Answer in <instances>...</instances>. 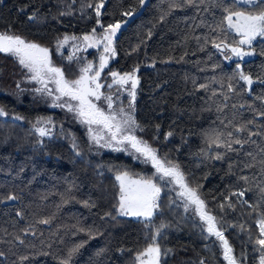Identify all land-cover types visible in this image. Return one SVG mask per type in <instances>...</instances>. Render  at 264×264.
I'll list each match as a JSON object with an SVG mask.
<instances>
[{"label":"trees","instance_id":"1","mask_svg":"<svg viewBox=\"0 0 264 264\" xmlns=\"http://www.w3.org/2000/svg\"><path fill=\"white\" fill-rule=\"evenodd\" d=\"M89 2L95 4L98 0H76L75 3L72 0H0V31L10 29L41 43L51 49L53 59L60 64L63 59L56 51L57 38L65 33L82 35L97 26L93 8L80 10L82 3ZM224 2L228 4L231 0ZM69 5L73 14L60 16V12L69 10ZM129 7H136V12L123 16ZM164 7L166 0H145L143 6H137L135 0H106L100 20L104 25L121 21V28L115 40L117 58L105 76L109 70L123 73L138 66L137 120L143 127L140 136L157 148L159 155H167L168 159L179 163L192 186L203 184L202 198L214 215L223 216L231 223L247 222L255 232V214L249 217L247 207L237 204L235 211L222 212L217 204L222 202L221 193L244 187L243 182L237 180L238 176H259V167L247 169L243 164L252 162L247 153H252L257 161L264 159V154L259 152L264 147V136H252L242 147L234 145L238 151L228 152L224 159L216 160L213 157L217 152L225 149L210 148L205 133L213 129L233 130L225 127L233 114L234 123L255 120L264 125V117L257 114L264 111V83L255 81L250 92H243L246 87L243 81H233L235 92L213 83V78L226 83L236 63H241L244 71L252 72L255 78V74L264 71V57L257 54L248 59L225 61L210 43L200 50L203 40L195 37L214 35L209 25L215 27L223 15L222 9L209 12H197L192 7L176 9L161 21L159 16ZM36 9L39 18L29 20ZM137 45L139 48L133 52ZM254 45L259 53L264 40L258 39ZM216 63L220 66L213 68ZM25 71L13 57L0 53V105L9 113L7 117H0V251L5 253L0 257V264H60L67 250L82 241L87 242L73 257L72 264H134L136 251L149 243L145 237H150L161 223L168 227L162 229L159 243L162 248L174 250L162 264H197L201 258H206V264H226L219 248L212 240L204 238L198 224L183 208L169 207L168 201L161 203L162 214L156 215L147 226L133 217L121 216L115 220L105 217V212L109 211L115 215L118 193L115 170L127 169L152 176L153 167L135 163L124 155L97 159L90 153L84 131L64 122L59 113L55 116L58 127L53 135L42 138L43 144H38V134L32 125L45 110L38 100L18 98L27 80ZM193 79L197 85L211 84L217 96L194 87ZM223 93H228L227 101L223 100ZM222 103H227L228 107L217 112ZM18 114L24 119H15ZM155 125L160 128L157 130ZM249 127L259 131L255 124ZM169 131L173 135L165 139ZM236 135L248 138L246 133ZM73 136L82 155H76L71 147ZM230 164L234 165L235 175H226ZM252 187L245 196L250 202L257 198ZM69 193L75 199L65 203ZM104 193L106 196L102 195ZM10 194L19 199H4ZM165 198L169 196H163ZM84 200L94 202L95 207H86ZM45 218H51V223H38ZM30 226L35 235L21 231ZM80 227L98 229L101 234L89 238L87 232L79 231ZM17 235L24 243L16 239ZM225 235L237 251L241 248L240 242L246 239L234 228H228ZM205 244L209 245L207 249ZM121 248L125 251H119ZM101 250L102 254L97 255ZM248 251L251 253L250 246ZM21 256L28 259L21 262ZM248 264H256L253 255L248 256Z\"/></svg>","mask_w":264,"mask_h":264},{"label":"snow or ice","instance_id":"2","mask_svg":"<svg viewBox=\"0 0 264 264\" xmlns=\"http://www.w3.org/2000/svg\"><path fill=\"white\" fill-rule=\"evenodd\" d=\"M76 0H72L75 3ZM106 0H98L97 3L91 2L81 4V12L84 8H93L97 17L95 23L101 29L98 33L96 27H93L90 32L84 33L80 36L75 34L69 35L65 33L62 38H57V51L68 44L69 41L79 42L73 43V48L80 51V45L83 50L88 48L102 49L98 56V63L83 58H78L83 61L78 69V76L75 79L66 77L64 69L56 66L52 61L51 49L33 40H29L22 35L12 32L10 29L0 31V53L13 57L16 62L25 71V79L37 82L40 86L34 89V92L51 97L52 106L66 109L73 113L81 123L86 125L88 136L92 145L99 148L112 149L113 151H123L133 155L137 160L146 164H151L154 168L152 176H144L138 173H133L127 169L115 170V180L118 182V193L116 197V204L114 205L115 215L112 211L105 212V217L115 220L117 217H135L146 226L153 222V218L162 214L161 207V193L167 190L175 196H171L168 200V206H181L188 212L192 211L193 215L199 219V230L206 240H212L216 245L223 260L226 264H248V256L253 255L256 264H264V159L256 160L252 153H247L251 157L252 162L244 163L243 168L254 169L259 167V176L253 174L240 175L237 177L238 181H242L244 187L238 188L235 191H230L227 194L221 193L222 202L217 204V207L223 212L225 209L235 211L237 204L245 206L249 209L247 215L252 217L255 214L253 223L256 225V231L253 232L247 222L231 223L224 220L223 216L217 217L207 206V202L202 198L201 189L203 184H196L192 186L181 165L168 159L167 155L163 157L159 155L158 149L153 147L148 141L136 134L137 130L143 131V127L137 123L135 119V101L137 97V88L140 84V78L137 75L138 66L133 67L132 71L121 73L119 70H109L107 77L111 79V83H102L101 75L104 70L108 68L109 63L117 55L115 40L117 33L121 28V21L109 23L104 25L100 20L101 10L104 8ZM137 6H143L145 0H135ZM203 6V8H201ZM68 11H62L60 16L72 15L71 5L68 6ZM187 7L194 8L197 12L203 10L205 12L213 9H222L223 15L215 27L211 28V33L204 37H195L198 41L203 40L201 49L203 50L210 43L222 56L225 61H232L233 58L243 60L244 57L260 55L264 57V47L257 53V48L254 42L264 40V0H231L230 3L225 4L224 0H166V7L162 8L159 20L163 21L166 16L170 15L176 9H183ZM136 7H129L122 15L125 17L132 16L136 12ZM38 9L33 11L29 16V20L38 19ZM203 24L204 21H201ZM235 34V35H232ZM151 36V31L148 32ZM133 49V52L137 51ZM187 55V53H185ZM183 56L180 57L183 60ZM69 61L74 59V56L67 57ZM211 59V55L209 56ZM218 63L213 64V68H217ZM233 81H243L246 87L243 92H250L251 87L255 81L264 83V71L261 74H254L252 72H245L241 63H236L235 70L231 76L228 77L227 82L215 81L219 83L221 88H227L229 92H235ZM54 85V88L49 85ZM194 87L205 91H211V96H217V91L211 88V84L202 83L197 85L193 79ZM107 87L108 92L102 91ZM17 88L20 89L19 83ZM115 89V91H112ZM23 91L22 89H20ZM243 92L239 94H243ZM127 94L128 103L125 106L123 103V95ZM223 100L229 99L228 93H223ZM66 98V99H65ZM103 98L104 106H100L96 101H101ZM75 102V103H73ZM228 107L227 103H222L217 107V112H223ZM233 108L236 105H232ZM243 107V105H240ZM259 116L264 117V111H258ZM9 113L5 110L3 105H0V117H7ZM233 119L228 120L227 128L233 130L221 131L213 129L206 135V143L211 146H216L225 149L224 152H217L213 157L216 160L225 158L228 152H236L238 149L234 145H240L250 142L251 137L255 135L264 136V125L257 124L255 120H247L240 123H234ZM17 120H23V116H15ZM223 123V121H221ZM255 124L259 131H252L249 127ZM58 126L51 117H37L32 125L33 130L38 134V144H43L44 137H51L54 129ZM61 133H63L62 125L59 126ZM158 130L160 125H155ZM237 133H246L247 139H242ZM173 135L169 131L165 135V139ZM71 147L75 150L76 155H82L79 150V145L75 137H71ZM252 143H255L252 141ZM259 152L264 154V147L259 149ZM234 165H229V171L226 175H235L232 172ZM207 176L204 177L206 179ZM257 192V198L254 201L246 199V193L251 192L253 187ZM233 197L236 198L235 202ZM216 197L213 196V199ZM4 199L16 200L19 196L10 194ZM75 197L69 193L65 203L74 200ZM82 203L86 207H95L94 202L84 200ZM38 223L49 224L51 218H45ZM168 227L161 223L159 227H155L150 237H145L149 240L146 247L136 251L134 257V264H162L165 258L173 253L172 248H162L159 243V237L162 229ZM228 228L239 229L246 239L242 240L239 251L230 242L225 232ZM22 232L35 231L31 226L22 229ZM79 231L87 232L89 238L95 235H100L98 229L80 227ZM20 243H24L20 235L16 236ZM87 241L73 245L67 250L65 256L60 258V264H72L73 257L78 254L79 250L84 247ZM251 247V253L248 251ZM35 247V245H29ZM50 247V245H49ZM204 247L207 249L208 244ZM98 252L97 255L102 254ZM119 251L123 252L125 249L121 248ZM130 251V250H129ZM47 255V253H38ZM5 256L3 251H0V257ZM20 261L23 262L28 259L27 256H21ZM166 264V262H165ZM197 264H206V258H201Z\"/></svg>","mask_w":264,"mask_h":264},{"label":"rangeland","instance_id":"3","mask_svg":"<svg viewBox=\"0 0 264 264\" xmlns=\"http://www.w3.org/2000/svg\"><path fill=\"white\" fill-rule=\"evenodd\" d=\"M96 29H97L98 33L101 31V29L98 26H96ZM69 35H73V34H69ZM77 36H80V35H77ZM73 43H79V42L69 41V43L63 45L59 51H57V47H56L57 54L63 59V62H60V64H58V62H55V60L53 59V56H52L53 63L56 66L63 68L66 77L69 79H75L79 74L78 69L81 66V63L83 61L79 60L78 58H83L85 61L91 60V61L98 63V56H99L100 52L102 51V49H96V48H88L85 51V50H83L82 45H80L81 50L77 51L76 49L73 48ZM69 56H74V59L72 61H69L67 59V57H69ZM251 57H253V56L244 57L243 59H248ZM116 58H117V55L114 59H112L110 61L108 68H106L104 70V73H102V75H101V82L102 83H105V84L111 83V79L109 77L105 76V73L109 69V67L113 64V61L116 60ZM233 59H239V58L234 57ZM137 75H138V72H137ZM39 86L40 85L35 81L26 80L25 83L23 84V87H22L23 91H21V93L18 95V98L21 101H24L25 98L38 100L39 103L42 104V106L44 107L45 111L43 113H40L39 116H37V117H41V116L51 117L53 119V121L55 122L56 114L57 113L62 114V120L64 122L69 123V124L74 125V126H78L84 131L86 138L88 140V143L90 145L91 141H90L89 136H88V131H87L86 125L81 123L77 118H75L73 113L68 112L66 109L59 108V107H53L52 106L53 101H52L51 97H47V96H44V95H41V94L34 92V89L39 87ZM49 87L54 88V85L50 84ZM137 90H138V88H137ZM102 91L108 92L109 89H107V87H105L104 89H102ZM112 91H115V89H113ZM122 99H123L124 105L126 106L128 103V97H127L126 93L123 95ZM73 103H75V102H73ZM96 103L99 104L100 106H104L103 98L101 99V101H96ZM18 115L21 116L20 114H18ZM134 115H135V119H136L137 123L139 124V122L137 120V97H136V101H135ZM136 134L138 136H140V131L137 130ZM90 153L92 156L96 157L99 160H102L105 156H108V155H124L125 157L132 159L135 163L152 166L151 164H146L140 160H137L133 155H130L127 152H123V151L118 152V151H113L112 149L99 148L98 146H95V145L91 146ZM154 171H153V173H154ZM102 195L106 196L105 193ZM165 195H168L169 197L171 196L173 199H175V196L172 193L167 192V190H165L164 192L161 193V203L169 200V198L163 199V196H165ZM179 207H181V206H179ZM181 208H183V207H181ZM185 213H187L193 219V221L199 225L198 217L193 215L191 210H189L188 212H185ZM133 218H135V217H133Z\"/></svg>","mask_w":264,"mask_h":264},{"label":"flooded vegetation","instance_id":"4","mask_svg":"<svg viewBox=\"0 0 264 264\" xmlns=\"http://www.w3.org/2000/svg\"><path fill=\"white\" fill-rule=\"evenodd\" d=\"M253 57H255V55Z\"/></svg>","mask_w":264,"mask_h":264}]
</instances>
